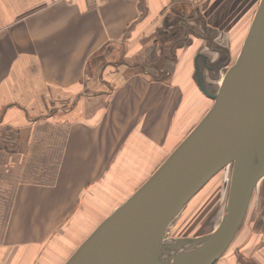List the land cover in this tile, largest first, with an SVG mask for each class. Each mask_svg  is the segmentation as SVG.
I'll use <instances>...</instances> for the list:
<instances>
[{"label":"crops","instance_id":"crops-1","mask_svg":"<svg viewBox=\"0 0 264 264\" xmlns=\"http://www.w3.org/2000/svg\"><path fill=\"white\" fill-rule=\"evenodd\" d=\"M243 4L0 0V264H63L127 194V169L171 153L195 118L181 84L197 83L196 55L226 65L243 43L228 34L214 48L191 23L213 29L218 7L220 26L231 23ZM244 231L215 264H264L261 214Z\"/></svg>","mask_w":264,"mask_h":264},{"label":"water","instance_id":"water-1","mask_svg":"<svg viewBox=\"0 0 264 264\" xmlns=\"http://www.w3.org/2000/svg\"><path fill=\"white\" fill-rule=\"evenodd\" d=\"M224 65L196 55L194 78L213 104L63 264H215L227 251L264 178V0L236 61L221 76ZM227 168L228 197L218 225L205 235L169 239L167 232L187 202Z\"/></svg>","mask_w":264,"mask_h":264},{"label":"rangeland","instance_id":"rangeland-1","mask_svg":"<svg viewBox=\"0 0 264 264\" xmlns=\"http://www.w3.org/2000/svg\"><path fill=\"white\" fill-rule=\"evenodd\" d=\"M235 1L236 0H230L232 5ZM242 1L244 2L243 5H245V7L244 8L243 6L241 8L239 7V9L236 12L237 17H234L236 18V20L232 19L234 21H232L231 23H228L230 19H226V24L222 22L220 26L219 19L216 20L218 15L217 13L220 8L218 7L213 12V19L215 20L214 23L216 25L214 26L216 28L212 27L213 29H210L209 26L206 27V25H203V23H205L203 22V20L201 22L202 26L198 24L199 22L194 24L191 23V26H194L192 28L195 31H198L201 35L202 34L207 35V32H209L208 35H210L211 38V46L214 48L217 47L223 48L225 45L228 46L229 45L228 34L235 35V33H238V40L243 41L260 0H242ZM231 10L233 12L235 11L234 9L230 8V11ZM218 27L227 29L228 33L218 32L216 30L218 29ZM170 30L175 38H180V36L184 35V33L182 34V30H179V25H175V27H173V29ZM169 38H170L169 36L161 34V44L166 43V41ZM181 42L182 41H180V43ZM233 44H234L233 45L234 54L225 58L227 59L226 65H224L222 69L221 68L218 69L221 76L227 70V68L236 61V58L238 56L239 51L236 53V50L239 44L238 43L237 44L233 43ZM215 59L216 60L211 59V61L215 62V65L219 63L221 64L222 59H217V58ZM226 66L228 67L225 69ZM169 68L170 67L167 66L165 70H168ZM194 73L195 71H193L192 73L193 78H194ZM211 74L216 78L219 76V73H217V71L214 69ZM205 77L207 79H210V77H208L207 71L205 72ZM181 85L184 87L186 91H189L188 95L189 94L190 95L186 99H188V103L190 101L191 105L195 107V118L194 121H191L185 129L180 130L179 132L180 135L178 136L179 140H182L190 132V130L198 123V121L206 113V112L204 113V111L205 110L207 111L213 104V99H211L208 102L203 101V98L201 96L202 94L201 89L199 88V85L197 83L181 84ZM174 146H172L171 149ZM168 152L170 151L168 150L164 152L162 157L164 158L163 161L169 155ZM156 163L158 164L159 161ZM160 164H158L155 168L129 169V170L127 169V173L131 174L132 176V179L131 178L130 179L133 180V184L129 183L130 179L127 180V192H126L127 194L124 193V195L116 199L114 203L115 204L114 209L118 207L122 202H124L156 170V168ZM139 172H142L141 178L137 183H134V181L138 179V178L135 179V175L139 174ZM230 175H231V168L222 169L207 181V183L187 202V204L183 207L181 212L172 222L167 232V236L169 239L180 238V237L191 238V237L205 235L211 232L218 225L225 211L226 201L228 197L229 183H230ZM116 195L118 196V192ZM260 214L262 218H264V178L261 180V182L259 183V185L257 186V188L253 193L250 208L241 225L240 232H242V235L245 232L244 230H247V228L257 223V218L259 217ZM104 218L105 217L103 216H101L100 218L94 217L93 218L94 225L92 228L94 229L96 226L95 224L97 222L100 223ZM80 234H81V238H84L88 235L87 232H80ZM242 235L237 236L233 239L231 245L226 251L228 254H231V252H233L236 249L237 244L241 241ZM73 251H75V249Z\"/></svg>","mask_w":264,"mask_h":264},{"label":"trees","instance_id":"trees-1","mask_svg":"<svg viewBox=\"0 0 264 264\" xmlns=\"http://www.w3.org/2000/svg\"><path fill=\"white\" fill-rule=\"evenodd\" d=\"M206 112V110L204 111V113ZM203 113V114H204ZM241 262L243 263V264H248L245 260H243L242 258H241Z\"/></svg>","mask_w":264,"mask_h":264},{"label":"built area","instance_id":"built-area-1","mask_svg":"<svg viewBox=\"0 0 264 264\" xmlns=\"http://www.w3.org/2000/svg\"><path fill=\"white\" fill-rule=\"evenodd\" d=\"M66 1H74V0H66ZM89 1H96V0H89Z\"/></svg>","mask_w":264,"mask_h":264}]
</instances>
